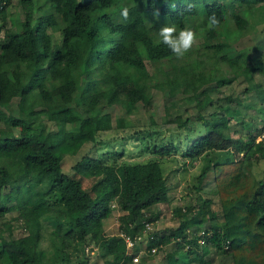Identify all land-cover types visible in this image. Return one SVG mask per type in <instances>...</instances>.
<instances>
[{
    "label": "trees",
    "instance_id": "obj_1",
    "mask_svg": "<svg viewBox=\"0 0 264 264\" xmlns=\"http://www.w3.org/2000/svg\"><path fill=\"white\" fill-rule=\"evenodd\" d=\"M17 4L22 19L6 9ZM121 5L129 8L126 22ZM213 13L220 24L209 31ZM165 24L197 32V44L183 59L157 43ZM263 24L264 0H0V105L12 106L8 115L0 110V218L19 208L21 185L45 176L78 241L94 244L105 264H136L120 233L134 236L146 222L156 225L178 184L171 185L168 174L180 179L198 166L185 186L188 202L173 214L209 223L194 233L188 218L156 227L144 239L147 247L162 245L170 264L183 261L174 252L192 264L210 247L229 264H264V173L252 171L264 160V119L241 118L249 143L238 153L232 129L253 97L264 112V86L254 78L264 72V37L253 47L244 40ZM240 75L245 86L218 93ZM155 90L170 96L165 120L149 115L139 127L127 125L132 110H150ZM179 93L197 116L179 119ZM43 119L58 128L51 133ZM128 128L147 158L129 159L122 138L101 143L100 135ZM88 141L95 154L81 155L65 171L64 158ZM173 157L177 167L164 172L162 161ZM210 171L214 186L204 196ZM115 210L118 231L107 234L103 220ZM22 216L14 219L24 228ZM42 257L29 235H0V264H43Z\"/></svg>",
    "mask_w": 264,
    "mask_h": 264
},
{
    "label": "rangeland",
    "instance_id": "obj_2",
    "mask_svg": "<svg viewBox=\"0 0 264 264\" xmlns=\"http://www.w3.org/2000/svg\"><path fill=\"white\" fill-rule=\"evenodd\" d=\"M15 0H12V3ZM18 6H7L6 9L9 11L17 12L19 19L23 18V12L19 4ZM264 37V24L257 27L256 30L251 32L250 35H247L244 40L247 45L255 46L256 42H260ZM254 78L256 82H259L264 86V72L263 73H254ZM246 85V80L240 75L237 79H235L232 84L229 86H224L219 90V94H226L230 91L234 92L236 89L243 87ZM179 99V103L181 106L179 107V119L188 115H196L197 110L193 107L192 103H189L181 98V93L175 95ZM170 96L167 93H162L159 90H155L153 95V104L149 111L141 112L138 110H132L131 113L126 117L127 125H135L144 124L147 122V117L152 116L157 122H163L164 119V107L169 103ZM182 99V100H181ZM254 99V105L252 108L243 111L241 115H236L235 120L232 122V129L236 130L237 136L239 139V144H235L234 152H241L243 148L249 143L248 135H245V128L241 124L242 119H250L253 118L254 121L261 123V120L264 119V112H259V104L256 102V98ZM11 105H0L1 116L8 115L12 111ZM186 108L187 111H184ZM206 111H212L210 107L206 108ZM121 112L118 109L115 112V116L120 115ZM46 123L47 127L50 129L51 133L54 132L55 129L58 128L53 122L47 121L43 119ZM140 126V125H139ZM138 126V127H139ZM167 127V124H166ZM137 128V127H135ZM165 133L169 134V131L165 129L163 126L162 129ZM133 129L126 130H118V132L110 131L105 134L100 135L101 143L104 140L108 139H118L122 138L121 146L124 147L126 151V156L131 160H141L147 158L146 156H141L140 150L137 146V142L139 141L136 136H133ZM99 143V144H101ZM115 146L118 147L119 142L113 141ZM96 145L92 141L86 142L78 153L75 155H68L64 158L63 169L65 171L70 170V166L74 164L81 155L85 153L95 154ZM140 154V156H139ZM179 159L173 157L172 160L162 161V166L164 167V172H171L177 167V163H179ZM198 170V166L191 168L189 172L182 175L178 179L177 175H174L172 171L169 173V182L171 185H174L178 182L175 189H171L170 194L173 199L170 203V209L168 212L164 213L154 227L159 228H169L173 226H177L182 218H188L189 220V232L194 233L199 228L203 229L204 225L208 224L209 221L204 219L201 223L198 221L199 219L193 218L192 216H184V215H176L173 214V208L176 206H183L186 202H188V196L186 194L185 186L187 183L191 182L192 174ZM252 171L256 176H261L264 173V160H260L259 162H255L252 165ZM36 181V180H35ZM33 179L26 182L25 184L20 186V192H18L15 201L17 205L19 204V208L12 209L7 212L3 217L0 218V235L4 237H12L16 238L22 235H29L31 241L35 244L36 250L41 252V256L43 264L47 263H55L56 261H62L67 264H75L79 261H82L87 257L90 260L94 261V264H105L104 258L100 257L97 251V247L89 242L78 241L76 238L74 230L71 228V225L68 222V218L66 216L65 210L63 206L56 202L57 194L48 189L47 178L41 175L39 181L35 182ZM214 186L213 174L210 171L207 177L202 181V195H206L207 191L210 187ZM217 204L212 205V209L217 210ZM22 211V223L25 225L22 228L21 224L14 219V217ZM182 211V210H181ZM120 212L115 210L108 217L103 220V226L105 232L107 234H117V215ZM199 227V228H197ZM72 229V230H70ZM164 252V247H161L156 255L162 254ZM164 254V253H163ZM153 256V255H152ZM151 256V258H152ZM162 256V255H161ZM202 260L197 262L196 264H208L214 262L217 264L218 260H216L214 255L202 256ZM148 256L141 254L140 261L136 264H146L149 262ZM150 258V259H151ZM202 262V263H200ZM158 263V262H156ZM160 264H165V258L161 257L159 259ZM180 264V263H173ZM185 264V262L183 263ZM213 264V263H212Z\"/></svg>",
    "mask_w": 264,
    "mask_h": 264
},
{
    "label": "clouds",
    "instance_id": "obj_3",
    "mask_svg": "<svg viewBox=\"0 0 264 264\" xmlns=\"http://www.w3.org/2000/svg\"><path fill=\"white\" fill-rule=\"evenodd\" d=\"M119 16L122 22H126L129 18V8L121 5L119 8ZM158 15V12H154ZM220 24L219 18L213 13L207 19L206 29L211 31L217 28ZM201 31V37L203 36ZM157 35L159 37L157 43L166 46L176 59H183L192 48L197 44V32L191 27H185L177 31L174 25L165 24L162 26Z\"/></svg>",
    "mask_w": 264,
    "mask_h": 264
},
{
    "label": "built area",
    "instance_id": "obj_4",
    "mask_svg": "<svg viewBox=\"0 0 264 264\" xmlns=\"http://www.w3.org/2000/svg\"><path fill=\"white\" fill-rule=\"evenodd\" d=\"M154 225L150 222H146L142 231L134 236L126 233H120V235L124 238L125 246L128 252L132 254V261L134 263H138L140 261L141 254H154L161 247L160 246H152L150 248L147 247L146 239L147 235L154 230ZM176 240L175 236L170 237V241L173 242Z\"/></svg>",
    "mask_w": 264,
    "mask_h": 264
},
{
    "label": "crops",
    "instance_id": "obj_5",
    "mask_svg": "<svg viewBox=\"0 0 264 264\" xmlns=\"http://www.w3.org/2000/svg\"><path fill=\"white\" fill-rule=\"evenodd\" d=\"M156 253H154V254H144V255H146V256H148L150 258L153 255L151 259L149 258V262L146 263V264H160L159 263V259L161 257H163V259L165 258V264H170V263H168V253H167V250H164V252H163L164 254L162 253V254H159L158 256L156 255ZM174 254H175V256L182 258L183 261H181L180 264H183L184 262H185V264H187L186 261H187L188 258L183 255V252H174ZM149 255H151V256H149ZM209 255H211V256L214 255L215 256L216 260H218L217 261L218 262L217 264H229V263H227L224 260H220L219 259V256L217 255V253L215 252V250L212 247L209 248V251L206 254H201L200 257H199V260L196 261V262H193L192 264H196L197 262L201 261L202 258H203L202 256H209ZM156 262H158V263H156ZM200 263H202V262H200ZM212 263L214 264L213 261H212ZM212 263L210 262L208 264H212Z\"/></svg>",
    "mask_w": 264,
    "mask_h": 264
}]
</instances>
